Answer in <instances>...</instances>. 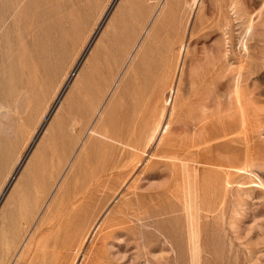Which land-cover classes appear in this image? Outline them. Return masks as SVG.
<instances>
[{
  "label": "rangeland",
  "instance_id": "374dc122",
  "mask_svg": "<svg viewBox=\"0 0 264 264\" xmlns=\"http://www.w3.org/2000/svg\"><path fill=\"white\" fill-rule=\"evenodd\" d=\"M28 233L15 264H264V0H0V264Z\"/></svg>",
  "mask_w": 264,
  "mask_h": 264
},
{
  "label": "bare ground",
  "instance_id": "6f19581e",
  "mask_svg": "<svg viewBox=\"0 0 264 264\" xmlns=\"http://www.w3.org/2000/svg\"><path fill=\"white\" fill-rule=\"evenodd\" d=\"M198 5V4H197ZM252 24V23H251ZM253 27V26H252ZM252 27H250V28H252ZM250 30V29H249ZM252 30V29H251ZM248 31V30H247ZM247 34V33H246ZM170 67H172V66H169V68ZM166 68H167V66H166ZM170 70L171 69H169L168 71H167V69H166V71L167 72H165L166 73V77H168V74L170 75ZM161 73V72H160ZM148 75V74H147ZM173 85V84H172ZM237 92H238V89L236 90ZM236 94V93H235ZM239 94V93H238ZM238 94H237V96H238ZM239 98V97H238ZM76 121H74V123H75ZM77 124V123H76ZM93 134H95V136H99L100 135V133L95 129L94 131H93ZM102 136V135H101ZM74 142V141H73ZM123 142V141H122ZM258 178V177H257ZM157 193V192H156ZM160 194V193H159ZM170 195V194H169ZM212 195V194H211ZM163 198V197H162ZM151 200H153V199H151ZM181 200V199H180ZM186 201V200H185ZM171 206V205H170ZM222 206V205H221ZM207 212V211H206ZM210 213V212H209ZM214 214V213H213ZM150 215V214H149ZM148 215V216H149ZM194 215H196V214H194ZM191 216H192V222L190 223V221H189V223H190V227H189V229H190V233H191V236L190 237H192V239H193V242H194V245H193V251H194V256L195 255H197L195 252L196 251H198V247H200V245L198 246L197 245V243H199L198 242V237H199V231L201 230V228H200V225H198L197 224V222H196V224H195V217L191 214ZM207 216V215H206ZM194 217V218H193ZM215 217V216H214ZM220 217V216H219ZM147 218V217H146ZM213 218V217H212ZM151 219V218H150ZM190 220V219H189ZM197 221V220H196ZM198 222H200V221H198ZM212 229V228H211ZM213 232V231H212ZM201 235V234H200ZM31 236H32V233H28V235L25 237V239H24V241H23V243H22V245L20 246V248L18 249V251H17V253H16V255H15V258H14V261L11 263V264H15L16 263V260H18V256L20 255V252L22 251V249L26 246V245H28L29 243H30V238H31ZM214 236V235H213ZM189 237V238H190ZM219 238H220V236H219ZM191 239V238H190ZM190 239H189V243H190V245L189 246H191V241H190ZM199 240H200V238H199ZM197 245V246H196ZM218 245H219V243H218ZM231 245V244H230ZM188 246V245H187ZM222 246V245H221ZM233 246V245H232ZM215 247V246H214ZM200 249H201V247H200ZM218 249H220V248H218ZM192 251V252H193ZM200 251V250H199ZM216 251V250H215ZM230 252V251H229ZM220 254V253H219ZM224 254V253H223ZM231 253H229V255H230ZM199 256H200V254H199ZM224 256V255H223ZM229 257V256H228ZM200 259V258H199ZM218 259H220V258H218ZM224 259V258H223ZM233 259V258H232ZM197 261H198V259H196ZM223 261V260H222ZM200 262V261H199ZM193 263H195V261L193 262ZM220 263V262H219ZM196 264V263H195Z\"/></svg>",
  "mask_w": 264,
  "mask_h": 264
}]
</instances>
